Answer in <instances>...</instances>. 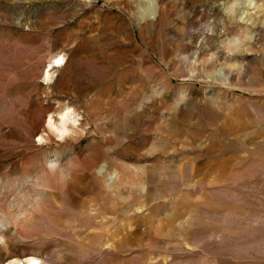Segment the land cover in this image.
<instances>
[{
  "label": "rangeland",
  "instance_id": "1",
  "mask_svg": "<svg viewBox=\"0 0 264 264\" xmlns=\"http://www.w3.org/2000/svg\"><path fill=\"white\" fill-rule=\"evenodd\" d=\"M33 262L264 264V0H0V264Z\"/></svg>",
  "mask_w": 264,
  "mask_h": 264
},
{
  "label": "bare ground",
  "instance_id": "2",
  "mask_svg": "<svg viewBox=\"0 0 264 264\" xmlns=\"http://www.w3.org/2000/svg\"><path fill=\"white\" fill-rule=\"evenodd\" d=\"M57 61H59V63H57ZM61 65H62V60H61V59L56 60V62H55V67H59V66H61Z\"/></svg>",
  "mask_w": 264,
  "mask_h": 264
},
{
  "label": "clouds",
  "instance_id": "3",
  "mask_svg": "<svg viewBox=\"0 0 264 264\" xmlns=\"http://www.w3.org/2000/svg\"><path fill=\"white\" fill-rule=\"evenodd\" d=\"M33 264H36V262H33Z\"/></svg>",
  "mask_w": 264,
  "mask_h": 264
},
{
  "label": "snow or ice",
  "instance_id": "4",
  "mask_svg": "<svg viewBox=\"0 0 264 264\" xmlns=\"http://www.w3.org/2000/svg\"><path fill=\"white\" fill-rule=\"evenodd\" d=\"M57 63H59V61H57Z\"/></svg>",
  "mask_w": 264,
  "mask_h": 264
},
{
  "label": "built area",
  "instance_id": "5",
  "mask_svg": "<svg viewBox=\"0 0 264 264\" xmlns=\"http://www.w3.org/2000/svg\"><path fill=\"white\" fill-rule=\"evenodd\" d=\"M81 1H83V0H81Z\"/></svg>",
  "mask_w": 264,
  "mask_h": 264
}]
</instances>
